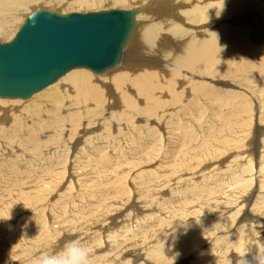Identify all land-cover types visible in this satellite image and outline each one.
<instances>
[{
    "label": "bare ground",
    "instance_id": "obj_1",
    "mask_svg": "<svg viewBox=\"0 0 264 264\" xmlns=\"http://www.w3.org/2000/svg\"><path fill=\"white\" fill-rule=\"evenodd\" d=\"M129 5L112 67L71 68L27 97L0 96V264H30L68 241L92 264H130L129 247L145 264H214L205 239L183 263L189 251L169 248L168 227L187 231L185 212L233 215L242 199L252 208L234 242L264 235V0H0V38L41 7ZM233 219L202 222L212 231Z\"/></svg>",
    "mask_w": 264,
    "mask_h": 264
},
{
    "label": "water",
    "instance_id": "obj_2",
    "mask_svg": "<svg viewBox=\"0 0 264 264\" xmlns=\"http://www.w3.org/2000/svg\"><path fill=\"white\" fill-rule=\"evenodd\" d=\"M132 23L125 9L32 11L12 39L0 43V96L27 97L71 68L98 73L112 67Z\"/></svg>",
    "mask_w": 264,
    "mask_h": 264
},
{
    "label": "rangeland",
    "instance_id": "obj_3",
    "mask_svg": "<svg viewBox=\"0 0 264 264\" xmlns=\"http://www.w3.org/2000/svg\"><path fill=\"white\" fill-rule=\"evenodd\" d=\"M58 7V8H57ZM47 7V8H43L41 7L40 9H44V10H48V11H53L59 14H66L68 12H77V13H84V12H91V11H100V10H108V9H114L112 7H101V8H93V9H87L84 10V12L81 11V9L79 10H66L64 11L62 7ZM130 8H137L135 6L129 5L126 7H122V9H130ZM39 10V9H37ZM89 10V11H88ZM30 12V11H29ZM66 12V13H65ZM31 13V12H30ZM246 13V12H245ZM247 14V13H246ZM26 15V14H25ZM24 15V16H25ZM28 15V14H27ZM253 19V18H252ZM160 22V21H158ZM18 26L16 27L15 30L8 32L9 34L6 35L5 37L0 38V42L4 43V42H9L8 40H11L12 37L14 36L16 30L18 29ZM12 34V35H11ZM164 61L163 63L160 64V68L164 70H168V71H173V68H168V67H164L163 65H165ZM121 65H119L118 67L115 68H111L108 69L102 73L96 74V75H100L103 76L105 72L110 71V70H114L117 68H120ZM82 68V67H81ZM85 71V70H83ZM93 73V72H92ZM95 75V73H94ZM229 89V88H228ZM0 98H5V97H0ZM7 99H13V98H7ZM26 99V98H23ZM255 128V126H254ZM257 128V127H256ZM253 138V135H251V139ZM253 141V139H252ZM259 147H256L255 149V153L258 151ZM258 153V152H257ZM256 156V160L259 158V155H255ZM254 166V165H253ZM256 164L254 166V169H256ZM250 189L252 190V192L258 191L259 190V186H257V183L254 182L252 184V186L250 187ZM255 193H251V198L256 199L255 198ZM56 198H51V201H54ZM236 205V212L233 215H230L232 212L229 211V213H227L228 210H225L224 213L222 212H216V213H210L207 220H198V221H194L192 220L190 217L193 216L192 212H185L182 213L179 217L182 218L183 220L181 221V226H184L185 228H187V231H180V226L178 225V223H174L172 224L170 227H168L170 229V234L172 235L173 239H176L175 241V246L173 247H169L167 244V246L169 248H172L173 252L176 253H182L183 251H186L188 253L187 258H182V262L183 263H187L188 262H192L193 260H196L195 257V252H197L198 247L201 245L202 241L204 242V239L211 244V246L206 245L203 246L201 248V253H205L206 250L209 251L212 254V248L213 247L217 252L214 253V257L210 256L213 258L214 260V264H243L244 262V258H246L247 260V264H258V261L261 258H264V235L259 233L257 235V239H255L254 243L249 244L247 247H245L242 244H238L236 241L234 242L235 238L238 239L239 238V234L238 232L234 231V229H232V226H236V221L238 222V220L241 218L243 220L244 217L248 216V212L251 210L252 206L251 204L247 201L244 202V200L242 199V201H238V202H234L231 206ZM227 209V208H226ZM216 216V217H215ZM231 217H234L233 221L232 220H228V222H232L231 224H228V222H221L219 225L217 224V226L214 228L213 230V226L210 225L209 229H211L212 231H209L207 226L202 222H208L210 220L213 219H229ZM240 219V222H241ZM214 221V220H213ZM220 221V220H219ZM245 222V221H243ZM260 222V220H259ZM242 223V222H241ZM258 223V222H257ZM223 224V225H222ZM224 224L228 225V226H224ZM240 224V223H239ZM237 224V226L239 225ZM229 227V228H228ZM164 229V228H163ZM231 229V230H230ZM142 230L139 227L134 229L135 232V238H137V236L139 235V231ZM236 232V233H235ZM232 234V235H231ZM167 234L162 236V239H165ZM154 234L152 236V238H154ZM157 238V236H156ZM168 239V238H166ZM195 239H201L199 240V242L194 246L193 249L188 250L189 248H191V243H193L195 241ZM209 239V240H208ZM217 239V240H216ZM57 240V241H56ZM58 240L57 238L54 239V243H53V247L52 250L54 249V247L56 246V243L58 245ZM211 240V241H210ZM230 243V244H229ZM59 253L62 251V247L59 246ZM108 247V246H107ZM106 246H102L100 249H98L99 252H102L103 254L106 253V251L108 250ZM132 251V249L129 247L127 252L126 250H124L122 257L123 258H129V259H133L132 262L130 264H137L138 262H142L144 261V264L146 263V260H142V255L140 254V252H133V254H139V257H131L130 256V252ZM139 258V259H136ZM174 260L172 262H174V264H176L175 262H177L178 258L175 257L173 258ZM209 259V257H208ZM211 260V261H213ZM180 262V261H178ZM23 262H18L17 264H22ZM148 264H150L149 262H147ZM195 264H203V261L199 262L197 261Z\"/></svg>",
    "mask_w": 264,
    "mask_h": 264
},
{
    "label": "clouds",
    "instance_id": "obj_4",
    "mask_svg": "<svg viewBox=\"0 0 264 264\" xmlns=\"http://www.w3.org/2000/svg\"><path fill=\"white\" fill-rule=\"evenodd\" d=\"M35 16L36 13H33V23H35ZM30 264H92V260L86 247L76 241H68L60 253H41L37 258L30 259ZM243 264H247L246 258ZM258 264H264V258H261Z\"/></svg>",
    "mask_w": 264,
    "mask_h": 264
}]
</instances>
